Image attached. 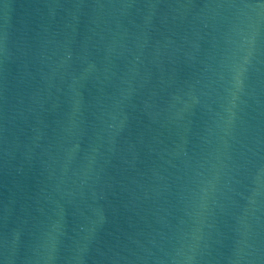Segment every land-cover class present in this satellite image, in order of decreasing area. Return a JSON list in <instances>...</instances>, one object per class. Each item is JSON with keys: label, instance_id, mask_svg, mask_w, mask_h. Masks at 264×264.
<instances>
[{"label": "water", "instance_id": "95a60500", "mask_svg": "<svg viewBox=\"0 0 264 264\" xmlns=\"http://www.w3.org/2000/svg\"><path fill=\"white\" fill-rule=\"evenodd\" d=\"M264 0H0V264H248Z\"/></svg>", "mask_w": 264, "mask_h": 264}]
</instances>
